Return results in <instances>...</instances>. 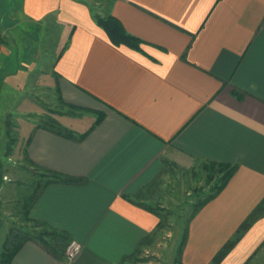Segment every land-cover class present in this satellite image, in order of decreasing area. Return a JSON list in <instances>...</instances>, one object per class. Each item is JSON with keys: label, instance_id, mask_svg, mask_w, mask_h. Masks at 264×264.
Instances as JSON below:
<instances>
[{"label": "crops", "instance_id": "crops-1", "mask_svg": "<svg viewBox=\"0 0 264 264\" xmlns=\"http://www.w3.org/2000/svg\"><path fill=\"white\" fill-rule=\"evenodd\" d=\"M96 12L116 17L139 49L113 45ZM1 31L0 156L13 113L10 158L83 178L48 184L30 208L79 254L67 260L64 248L28 240L10 264H140L159 218L139 204L183 169L235 164L181 247L182 264H210L264 198V0H0ZM51 35L59 53L47 62ZM37 91L52 92L61 109L48 113L79 139L37 121L46 106ZM5 177L4 197L15 192ZM219 264H264V214Z\"/></svg>", "mask_w": 264, "mask_h": 264}, {"label": "rangeland", "instance_id": "rangeland-1", "mask_svg": "<svg viewBox=\"0 0 264 264\" xmlns=\"http://www.w3.org/2000/svg\"><path fill=\"white\" fill-rule=\"evenodd\" d=\"M100 8L101 7L99 3L95 4L96 11L98 9L100 10ZM96 13L101 14L98 12ZM0 34L3 38L1 45L2 47L4 43V34L2 31ZM52 40L53 37L51 35L47 40V44H45L46 50L44 52L43 58H45V61L47 62H53L59 53V49H57L56 44L55 47L53 46L54 42ZM37 92L39 93V97H41L46 102L45 109H42L43 114L42 116H39L40 119L37 121L41 122L42 124H44L45 121H50L51 118L55 121L53 118L55 115L54 112L48 113V111H52V108H56L58 110L61 109V107L58 106L57 101L53 100L52 92ZM17 119L18 117H16L15 114H9V120L11 124L10 127L12 128L11 134L15 138L12 147L16 143L15 135L18 125L16 121ZM12 147L10 148L8 155H6L5 149V152L1 155L2 157L5 156V158L0 160V173L3 180L2 183L5 182L3 177L6 174L5 178L11 180L9 183H11L15 190L14 194L11 196L4 197L0 194V250L2 242L10 226L14 224L20 225L24 230H30L31 234H36L38 230L41 229H34L30 223H27L21 219L23 215L21 208L22 202H24V200H26L31 195V193H33L35 182H42V179H39L40 177L38 175L41 169L37 168L24 157L21 161L15 160L14 157L10 158V151L13 149ZM179 174L180 180L177 181L175 178L173 182L169 184L171 187L168 186L165 190H163V195L154 196V198H152V203L161 207L160 212L163 216V225L158 229H155L154 233H157L155 235L157 238L154 244L155 249L153 248L154 250H148L147 252L142 250L139 251L134 258V260L137 262H150V264H174V258L181 240L182 227L186 218L192 212L196 202L201 200L207 194V192L212 191V185L214 182L208 183L206 181V172L201 167V165H195L192 171L183 169ZM160 251L161 254L158 255L157 253H160Z\"/></svg>", "mask_w": 264, "mask_h": 264}, {"label": "trees", "instance_id": "trees-1", "mask_svg": "<svg viewBox=\"0 0 264 264\" xmlns=\"http://www.w3.org/2000/svg\"><path fill=\"white\" fill-rule=\"evenodd\" d=\"M93 17L95 19L96 24L101 27L104 32L106 33L109 41L116 46L125 45L127 47L133 49H139L140 40L135 37L134 35L128 33L121 22L114 17L112 14L105 13L104 15L94 13ZM6 135H7V145H6V155H8L12 144L15 141V138L11 134V127L10 122L6 121ZM44 126L46 129L67 136L73 139H79L72 130H69L63 126H60L56 123V121L50 119V121H45ZM31 162V161H30ZM32 163V162H31ZM33 164V163H32ZM34 165V164H33ZM36 166V165H35ZM40 168L41 171L38 173L39 179H42V182L37 181L35 182L33 193L22 202V218L23 221L30 223L34 229H39L38 232L35 234H31L30 230H24L23 227L20 225L14 224L9 227L7 234L1 245L0 250V264H10L14 254L19 250V248L28 240H33L41 244L46 250L54 251L56 248H64L69 242L68 236L60 230L51 228L47 226L45 223L36 220L30 217V208L32 207L33 203L35 202L38 194L41 190L50 183L57 182V183H80L83 178L67 175L58 171L49 170L45 168ZM201 167L205 170L206 181L214 182L212 185V191L207 192V194L201 199L196 202L194 208L190 215L186 218L184 225L182 227L181 232V240L179 242V246L177 248L176 256L174 258V264H182L179 255L181 252V247L186 240L187 235V224L193 214L197 211V209L202 206L205 202L213 198L226 184L234 170L236 169L235 164H227V163H215V162H206L201 164ZM1 168V167H0ZM2 175L0 173V186L2 183ZM126 197V195H124ZM127 199L132 200L131 198L127 197ZM144 206L150 212L154 213L158 218L159 221L156 225V229L163 225L161 215V207L154 205L153 203L150 204H139ZM264 214V198L262 201L255 207V209L251 212V214L239 225L236 229L235 233L231 236L230 239L219 249V251L214 255L211 260L210 264H219L224 256L229 252V250L237 243V241L241 238V236L245 233V231L249 228L251 223ZM30 228V227H28ZM31 235V236H30ZM65 243V245H64Z\"/></svg>", "mask_w": 264, "mask_h": 264}, {"label": "built area", "instance_id": "built-area-1", "mask_svg": "<svg viewBox=\"0 0 264 264\" xmlns=\"http://www.w3.org/2000/svg\"><path fill=\"white\" fill-rule=\"evenodd\" d=\"M2 40L3 38L0 34V47L2 45ZM80 250L81 244L75 239H70L65 247L64 256L67 260H72L79 254Z\"/></svg>", "mask_w": 264, "mask_h": 264}]
</instances>
